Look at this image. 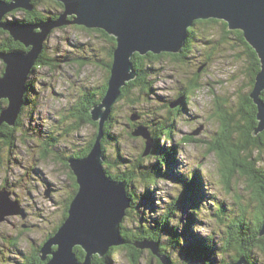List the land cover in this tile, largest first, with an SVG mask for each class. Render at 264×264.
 <instances>
[{
	"label": "rangeland",
	"instance_id": "1",
	"mask_svg": "<svg viewBox=\"0 0 264 264\" xmlns=\"http://www.w3.org/2000/svg\"><path fill=\"white\" fill-rule=\"evenodd\" d=\"M38 10L48 16L60 11L56 4L48 0L41 3ZM26 17L25 10H20L10 12L5 18L32 22ZM195 26L197 34L190 45L192 51L186 52L183 61L165 56L151 64L150 90H134L131 95L129 93L119 100L122 90L107 120H111V130L105 143V168L109 166L111 172L116 173L125 170L127 165L136 164L146 149V139L133 133L141 126L148 128L154 138L152 149L156 144L158 153L142 157L141 166L145 171L161 167L162 173L150 189L141 177L132 183L130 191L136 204L130 214L127 211L121 226L136 229L141 219L155 227L161 224L168 231L163 233L160 249L170 253L172 262L183 264L190 252L198 249L202 252L204 245H209L210 262L222 264L223 261L230 262L236 255L233 248L225 249L228 226L241 215L243 209L246 210L247 226L253 225L258 202L254 199L251 181L240 170L230 178L229 184L224 181L222 161L218 155L220 151L210 149L213 143L223 141V132L228 128L229 123L224 122L222 111L235 114L234 126L238 124L241 103L252 92L254 70L248 46L233 30L228 37H224L223 23L196 22ZM5 37L7 34L0 31V44ZM113 45L100 32L78 25L58 28L44 42L45 55L58 64L40 66L30 75L28 82L32 85L26 93L28 106L21 116V128L16 136L31 139L27 145L31 149L32 138L55 134L59 140L55 147L59 159L35 163L28 153L31 150L26 151L25 146L19 147L15 153L0 154V184L5 178L11 181L13 197L20 194L22 205L28 211L26 217L21 213L7 214L6 219L0 221V245L4 251L0 252V264H23L32 256H41V247L55 235L53 232L64 218L62 203L70 196L69 183L72 180L68 173L69 164L67 167L60 159L73 153L69 150L73 145L78 151L92 141L98 131V127L92 124L80 119L77 121L73 117L74 107L82 94L97 92L106 82L107 63L112 61ZM4 70L5 63L0 58V77ZM195 77L199 86L192 89L189 98L185 97L188 103L179 112H171L172 104L183 101L181 93L186 90L188 81ZM102 99L93 107L102 103ZM73 119L77 122V131H74L77 127H74ZM241 119L240 124H244L246 120ZM163 127L164 131H161ZM168 128L173 132L164 136ZM157 129L160 132L159 141L154 134ZM104 130L106 132V126ZM238 137L240 133L235 129L232 141ZM225 152L230 153L227 149ZM251 152L248 162L258 161L257 166L264 171V145L263 148H252ZM164 154L166 160L162 163L158 157ZM249 154L250 151L247 154L243 152L245 158ZM172 156L173 162H170ZM31 166L36 167V176L31 172L33 178L23 179V172ZM72 175L76 189L77 176L74 172ZM46 179L53 182L56 189L49 196L44 184L39 183ZM193 184L198 189L194 194ZM7 192L10 191L7 189ZM72 197L67 199V207ZM169 228L180 237L174 246ZM5 234L11 241L8 239L4 243ZM196 238L204 240L205 244L196 243ZM38 248L39 251L33 252ZM150 250L144 251L139 264H160L159 258ZM161 253L164 252L161 250ZM252 255L254 262L264 264V251L257 249ZM131 259L128 250L119 249L113 253L111 261L112 264H133Z\"/></svg>",
	"mask_w": 264,
	"mask_h": 264
},
{
	"label": "water",
	"instance_id": "2",
	"mask_svg": "<svg viewBox=\"0 0 264 264\" xmlns=\"http://www.w3.org/2000/svg\"><path fill=\"white\" fill-rule=\"evenodd\" d=\"M55 1L64 5L57 17L32 23L5 17L18 9L33 11V0H0V29L8 31L15 41L29 48L0 50V58L5 63L4 73L0 77V100H9V105L1 112L0 126L4 122L15 125L26 101L30 75L44 50V42L54 30L68 25H81L102 29L116 38L107 92L102 103L91 110L92 119L99 122L95 143L86 157L69 160V166L77 176L79 190L70 203L68 218L39 251L45 264H93L95 254L104 257L112 248L111 244L120 246L126 243L121 223L132 206V197L128 194L125 182L106 175L101 155L104 127L110 112L123 88L137 76L132 57L136 52L142 55L149 52L181 53L188 42L190 28L202 19L223 20L230 29L242 30L244 38L258 53L261 61V69L250 94L258 108V126L254 133L257 135L264 131V0ZM180 104L182 100L172 106ZM133 134L146 139L144 155L151 153L154 138L149 129L141 126ZM1 211L6 212L4 216ZM20 213L27 216V210L21 203L12 199L7 189L1 190L0 221L5 220L7 214ZM260 236H264V223ZM134 244L142 250L151 249L162 264L172 263L169 256L161 253L158 241L143 239ZM77 246L86 252L84 260L77 256ZM184 264L209 263L206 257L199 256ZM227 264H249V261L246 256H241Z\"/></svg>",
	"mask_w": 264,
	"mask_h": 264
},
{
	"label": "trees",
	"instance_id": "3",
	"mask_svg": "<svg viewBox=\"0 0 264 264\" xmlns=\"http://www.w3.org/2000/svg\"><path fill=\"white\" fill-rule=\"evenodd\" d=\"M34 4H35V9L33 11H25L26 14L28 15V17H26L29 20L33 21H41L43 19H47L49 17H57L58 14L64 9V5L62 2L59 1H55V0H48L53 2V4H56L58 6V8L60 9L59 12H57V14H53V16H48L46 13H42L38 10V7L41 3H44L45 0H33ZM22 9H18L15 10L13 13H16L17 11H20ZM223 23L221 20L218 19H202V20H198L197 23H207V24H211V23ZM225 23H223V32H224V37H228L230 35V32H232V29L229 28V26H224L228 25L226 21H224ZM196 24V23H195ZM81 28L87 29V30H92V31H97L100 32L102 35L108 37L113 43L114 45L112 46L111 49V56H112V61L107 63V67H108V78L106 79V82L103 83V85L98 89L97 92H86L84 94H82V98L79 99V101L76 103V106L74 107V112H73V117H75L77 119V121H84V123H88V124H92L96 127H98L99 129V122H96L92 119V113H91V109L93 107V105H95L96 103H99L100 100L105 96L107 89H108V80L110 79L111 76V70H112V63H113V51L117 45L116 43V38L112 35H109L106 31L102 30V29H93V28H87L85 26H81L78 25ZM67 26H64L62 28H65ZM194 27V26H193ZM228 27V28H227ZM192 28V27H191ZM190 28V34H189V39L191 37V35H195ZM229 29V30H228ZM231 30V31H230ZM1 32L6 33L7 37H5L2 40V44H0V49L2 51H11V50H26V47L19 41H15L14 38L12 37V35L3 30L0 29ZM234 33H236L242 42H244L247 46H248V50L250 52V57L252 59V69L254 70V75L252 77V89L254 87V83H255V78H256V74L260 71L261 67H260V59L258 57L257 52L255 51V49L246 41V39L244 38V33L242 30H233ZM189 41V40H188ZM188 46V44H186ZM186 46V47H187ZM189 50H187L188 52ZM166 54V55H165ZM165 56H172L175 59H179L181 61H183L182 58H184L185 55H179V53L175 54V53H170V52H162L160 54H155L153 52H149L148 54L142 55L138 52H136L134 54V56L132 57L134 66H135V70L137 72V76L136 79L130 81L124 88H123V92H122V96L119 100H121L125 95L129 94L131 95V93L134 90H142V91H146L147 89L150 90V88L152 87V83L150 78V70L152 69L151 64L155 63L158 59H162ZM85 63V61H84ZM58 63H55V59H53L52 57H47L45 55V49L43 50V52L41 53L36 66L34 69H37L40 66H57ZM4 73V71H3ZM2 73V74H3ZM197 77H195L194 79H190L187 83V87L185 88L186 90H184L181 95L183 96V101L181 105H177L172 106L173 109L171 110V112L173 111H177L179 112L181 110L182 107L185 106L186 103H188L187 100H185V97L188 96L187 98H189V95L192 93V89H194L195 87H198L199 84L197 83ZM31 82H29V86H31ZM99 95V98H97V96ZM262 97L264 99V91L262 94ZM242 107V108H241ZM241 107L239 108V112L238 114H241V118L245 119L246 121H244V124H240L242 123V119L240 118L237 122L238 124H236V126H234V115H231L229 112H227V110L222 111L225 115V123H229L228 124V128L226 129V132L224 131V135H223V141H221V143H213V146L211 147V151H220L219 152V157L221 159L222 162L221 163V172H222V176L224 178V181H226L227 184H229L230 182V178H232L233 176H235V172L240 170L241 173L245 176H247V178L251 181V187L254 190V199L257 200L258 205L256 207V212H255V217H254V222L252 223L253 225H248L246 224L245 221V216H246V210L243 209L241 215L235 219L230 226H228L227 229V237L228 239L227 244L225 246V249L233 248L236 251V255L234 256V259H232L231 261H236L238 260L241 256H246L249 264H257L256 262H254L252 260V254L253 251L255 250H260V251H264V236H260V230L261 227L264 223V171L259 168L257 166L258 161H249L248 162V158L252 156V152L251 149L252 148H256V147H260L263 148L264 145V131L261 132L258 136L255 135V129L258 126V118H257V112H258V108L257 105L254 103L253 99L250 97L249 94H247L244 99L243 102L241 103ZM112 115V111L110 114V117ZM74 118V119H75ZM73 119V120H74ZM141 119V117H140ZM232 124V125H231ZM106 126V132H105V136L103 138V151H104V156L105 158H107V152H106V148H105V143L108 141V136L110 135V130H111V120H109L108 122H106L105 124ZM137 126V125H136ZM148 126V125H147ZM74 127H77V129H74V131L79 130L78 126H77V122L76 120H74ZM163 127L161 129V131H164ZM237 129L238 132L240 133V137H238L239 139L232 141V135H233V131ZM1 130V129H0ZM173 132L172 129H167L166 134L164 136H170V134ZM98 131L96 132L94 138L91 141L90 147L88 149V151L84 154L86 157L87 155H89L90 151L93 148V145L95 143L96 140V135ZM159 130L157 129V131H154L155 134V138L157 137V141H159ZM10 136H13V138L15 137V134L13 135L10 134ZM135 136V135H134ZM163 136V135H161ZM156 147V144H155ZM152 149L151 154H156L157 152V148ZM173 149V148H171ZM171 149H169L168 151H171ZM228 150L230 153H226L225 150ZM249 155H246V158L243 156V152H245L246 154L249 153ZM145 153V151H144ZM144 153L142 154V157H147L149 155H144ZM167 153V152H166ZM150 154V155H151ZM152 156V155H151ZM166 154L161 155L158 157L159 161L164 163V161L166 160ZM73 157V156H72ZM83 157H79V158H83ZM140 158L139 161L136 162V164L129 166L127 165V167L125 168V170L123 171H117L116 173L111 172V167H107L105 168L107 170V173L113 177L116 178L118 180H125L127 182V190H128V194L132 197V206L130 208H132L131 210L128 209L129 214L131 213V211L133 210V208L135 207V199H134V195L132 193V191H130V189L132 188V183L134 181H136L137 179H139L140 177L143 179V181L147 184L148 189H150V187L153 185V183H155L158 179V176L162 173V170L160 168H156L155 170L152 169H148V170H143V166L142 165V159ZM71 159V158H70ZM69 159V160H70ZM165 159V160H164ZM171 159H173V156L171 158H169L170 162ZM121 164V162L119 163ZM123 165V164H121ZM104 167H105V162H104ZM72 173V171H71ZM191 184V182L189 183V185ZM79 185V184H78ZM194 185V184H193ZM134 186V185H133ZM79 188V187H78ZM78 190V189H77ZM198 190L197 186L194 185L193 186V194L194 191ZM76 194V193H75ZM75 195H73V197L69 200L68 203V207L66 206L63 209V214L65 215L64 218L62 219L61 223L56 227L55 231L53 232L56 233L57 230L59 229V227L63 224V222L65 221L66 217L69 215V208H70V203L73 201ZM176 204V203H175ZM173 209L171 208V211ZM167 216V215H166ZM166 218V217H165ZM161 221H165V220H161ZM160 222V221H159ZM167 224L168 222L165 221ZM161 224H159L158 226H152L150 224H146L143 219H141L139 221L138 227L136 229H131L128 228V226H122V233L126 239V243L124 245H120V246H112V248L110 249V251L104 256V257H100L99 254L94 255L93 258V264H112V255L115 251L119 250V249H126L128 250V254L131 256V260H133V264H139L144 251L146 249H139L135 246V241L137 240H156L158 242H162V236L163 233L168 229L164 226H160ZM160 226V227H159ZM170 229V233H171V243L176 244L177 242H179L178 240L180 239V237L175 235V231H173V229ZM174 232V233H173ZM52 235V234H51ZM176 236V237H174ZM181 242V241H180ZM196 243L199 244H205L204 240H199L198 238H196ZM210 243V242H209ZM211 245V244H210ZM197 247H199L196 244ZM209 245L206 246L204 245V249L202 250V252L198 249L197 251L194 252H190V255L188 256V260H191L193 258H199V256H204L207 258L208 263L212 264L210 262V255L211 252H209ZM162 254H166L167 256L170 257L171 259V255L169 252H167L164 248L161 249ZM75 251L77 253V256L80 258V260H84L85 256H86V252L80 247L77 246L75 248ZM150 253L152 254L151 250ZM153 255V254H152ZM155 256V255H154ZM158 257V256H156ZM159 258V257H158ZM172 261V260H171ZM230 261V262H231ZM159 262L160 264H162L160 258H159ZM229 262L227 261H223L222 264H227ZM23 264H45V261L42 260V258L39 256L37 257H33L32 258H28L26 262H24ZM171 264H179L176 262H172Z\"/></svg>",
	"mask_w": 264,
	"mask_h": 264
},
{
	"label": "flooded vegetation",
	"instance_id": "4",
	"mask_svg": "<svg viewBox=\"0 0 264 264\" xmlns=\"http://www.w3.org/2000/svg\"><path fill=\"white\" fill-rule=\"evenodd\" d=\"M223 23H225L223 20H221ZM224 26H228L225 25ZM194 27H196L194 25ZM192 27L191 31L195 34H197L195 28ZM228 28V27H227ZM229 30V29H228ZM195 38L194 35H191L190 39H188L189 41L187 42L188 46L184 47L183 51L181 53H179V55H185L187 50L192 51V49H190V45L192 44L191 42H193V39ZM9 105V100L7 98H3L0 100V115L2 110H4L7 106ZM28 106V97L26 96V101L24 103V106L22 108L21 114L19 115L15 125H10L7 122H4L1 126H0V154L2 152H17L19 151V149L21 147H26L25 150H31V152H28L31 155V161L37 163V161L40 160H57L59 158V155L57 154L56 151V145L59 143L58 137L54 136L52 133H48L47 135H45L44 137H37V138H32V145L33 148L29 149L28 148V144H29V138H24L23 136L18 137L16 136V132L19 130V128H21V116L23 114V111L25 110V108ZM13 135L15 134V137L13 138V136H10V134ZM91 144V140L86 143V145H84L82 148H79V150L77 151V149L74 145L72 147L69 148L70 151H73L72 154H68L64 157H62L63 162H65V165L68 167L69 164V159L73 158V157H83L85 156L84 154L88 151L89 147ZM20 147V148H19ZM73 156V157H71ZM71 168L70 166L68 167V173L70 176V179L72 180L70 184V188H69V195L73 196L75 195V193L77 192V189L79 187V185H77L76 189L74 188V185L76 186V184L73 185V175L71 173ZM31 172H33V176H36V172L37 169L34 166H31L29 169H25V171L22 174V178L23 179H27V178H33ZM73 172V171H72ZM39 179V177H37ZM39 183L44 184V186L47 188L46 194L49 196V194H51L53 192V190H56L55 187L53 186V182H51L50 180L46 179L44 181H40ZM12 187L11 185V181H9L7 178H5L1 184H0V192L2 189H8L11 192V198H13L14 200H18L21 205H22V199L20 197V194H16V196L13 197V190H11L10 188ZM31 192V191H30ZM68 196L65 199V203H62V206L65 208L66 207V201L67 199L70 197ZM69 203V202H68ZM23 206V205H22ZM25 209L27 208L26 206H23ZM27 210V209H26ZM27 216H28V211H27ZM3 241L5 243V240L8 242V239L11 241V239L9 237L6 236V234L3 236ZM4 246V245H3ZM2 246L0 245V252H4L1 248ZM38 249H34L33 252H37Z\"/></svg>",
	"mask_w": 264,
	"mask_h": 264
},
{
	"label": "bare ground",
	"instance_id": "5",
	"mask_svg": "<svg viewBox=\"0 0 264 264\" xmlns=\"http://www.w3.org/2000/svg\"><path fill=\"white\" fill-rule=\"evenodd\" d=\"M136 71V70H135ZM136 75H137V72H136ZM110 114H111V112H110ZM110 116V115H109ZM102 143H103V140H102ZM100 154H101V150H100ZM101 157L104 159V162L106 161L105 159V156H104V151H103V149H102V155H101ZM106 170V169H105ZM107 171V170H106ZM106 175L108 176V177H110L111 179H113V180H116V181H119V182H125L126 183V187H127V182L125 181V180H118V179H116V178H113V177H111L108 173H106ZM79 184V183H78ZM78 192V191H77ZM77 192H76V194H77ZM76 194H75V196H76ZM70 209V208H69ZM129 209V208H128ZM6 212L5 211H1V214H2V216H4V214H5ZM69 216V215H68ZM68 216L66 217V219L68 218ZM65 219V220H66ZM112 246H114V244H111V247ZM147 249H149V248H147ZM151 252H152V250H151ZM152 254H153V252H152ZM96 255V254H95ZM153 255H155V254H153ZM156 256V255H155ZM94 258V257H93ZM192 260V259H191ZM186 263V262H185ZM184 264V263H183Z\"/></svg>",
	"mask_w": 264,
	"mask_h": 264
}]
</instances>
